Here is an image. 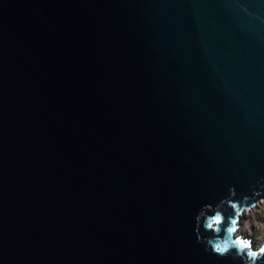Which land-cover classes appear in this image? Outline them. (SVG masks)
<instances>
[{
  "label": "water",
  "instance_id": "95a60500",
  "mask_svg": "<svg viewBox=\"0 0 264 264\" xmlns=\"http://www.w3.org/2000/svg\"><path fill=\"white\" fill-rule=\"evenodd\" d=\"M260 199L264 0H0V264H244Z\"/></svg>",
  "mask_w": 264,
  "mask_h": 264
},
{
  "label": "clouds",
  "instance_id": "9594fccd",
  "mask_svg": "<svg viewBox=\"0 0 264 264\" xmlns=\"http://www.w3.org/2000/svg\"><path fill=\"white\" fill-rule=\"evenodd\" d=\"M208 207L209 205L207 204L202 206L200 212L197 214L196 220L198 222V226L202 216L205 214V210L208 209ZM233 207L235 208L236 205H233ZM238 214L239 212H237V215ZM223 219L224 217L221 215V212L216 211L214 216L211 217V222L204 224L205 230L207 231V229H211L213 235L203 237V239H201L202 234L198 231V242L205 243V250L211 251L213 254L219 256H225L235 249V255L240 256L244 261V264H258V262L264 260V242L260 244L257 250L249 248L246 254H243L245 249L241 247L237 239L233 238V234L236 232V221L234 219L229 218L230 224L227 228L223 229L224 236L221 237L219 233L221 232L220 224Z\"/></svg>",
  "mask_w": 264,
  "mask_h": 264
},
{
  "label": "rangeland",
  "instance_id": "374dc122",
  "mask_svg": "<svg viewBox=\"0 0 264 264\" xmlns=\"http://www.w3.org/2000/svg\"><path fill=\"white\" fill-rule=\"evenodd\" d=\"M246 211V210H245ZM241 233L248 236L249 242L258 243L264 236V200L238 218Z\"/></svg>",
  "mask_w": 264,
  "mask_h": 264
},
{
  "label": "bare ground",
  "instance_id": "6f19581e",
  "mask_svg": "<svg viewBox=\"0 0 264 264\" xmlns=\"http://www.w3.org/2000/svg\"><path fill=\"white\" fill-rule=\"evenodd\" d=\"M261 201H262V200H260V202H261ZM260 202H259V203H260ZM255 206H256V205H255ZM251 208H253V207H250L249 209H251ZM247 209H248V208L243 209L242 212L240 213V216L244 215V214L246 213ZM245 210H246V211H245ZM240 216H239V217H240ZM236 231H237V232H241V229H240L239 226H238V228L236 229ZM251 244H252V243H251ZM252 245H258V243H253Z\"/></svg>",
  "mask_w": 264,
  "mask_h": 264
},
{
  "label": "built area",
  "instance_id": "2783aa9c",
  "mask_svg": "<svg viewBox=\"0 0 264 264\" xmlns=\"http://www.w3.org/2000/svg\"><path fill=\"white\" fill-rule=\"evenodd\" d=\"M260 200H262V199H260ZM258 203H259V202H257V204H258ZM257 204H256V205H257ZM252 207H253V206H252Z\"/></svg>",
  "mask_w": 264,
  "mask_h": 264
},
{
  "label": "snow or ice",
  "instance_id": "6c2138e0",
  "mask_svg": "<svg viewBox=\"0 0 264 264\" xmlns=\"http://www.w3.org/2000/svg\"><path fill=\"white\" fill-rule=\"evenodd\" d=\"M241 243H243V242H241ZM245 247H247V245H245Z\"/></svg>",
  "mask_w": 264,
  "mask_h": 264
}]
</instances>
